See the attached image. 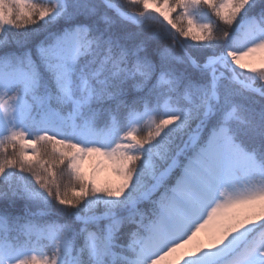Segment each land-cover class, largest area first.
<instances>
[{
    "label": "snow or ice",
    "instance_id": "1",
    "mask_svg": "<svg viewBox=\"0 0 264 264\" xmlns=\"http://www.w3.org/2000/svg\"><path fill=\"white\" fill-rule=\"evenodd\" d=\"M0 264H264V0H0Z\"/></svg>",
    "mask_w": 264,
    "mask_h": 264
},
{
    "label": "trees",
    "instance_id": "2",
    "mask_svg": "<svg viewBox=\"0 0 264 264\" xmlns=\"http://www.w3.org/2000/svg\"><path fill=\"white\" fill-rule=\"evenodd\" d=\"M117 2L120 3V4H125L126 0H117ZM133 10H135V9H133ZM213 19H215V18H213ZM159 27L160 26L158 24H154L153 25L154 29H158ZM220 27L222 28L223 25H220ZM259 83L260 82L257 81V85H259ZM11 152H12V149L9 148V154H11ZM91 165H92V161L91 160L86 161V163L84 165L85 170L86 171L89 170L91 168ZM109 176H110V174L107 171H103V172L100 173V178L101 179L109 178ZM65 179H66V177H65ZM45 251L48 253V255H51V250L50 249H45Z\"/></svg>",
    "mask_w": 264,
    "mask_h": 264
}]
</instances>
